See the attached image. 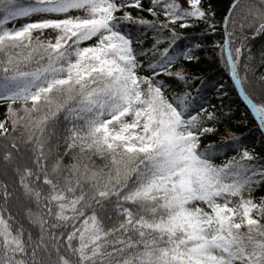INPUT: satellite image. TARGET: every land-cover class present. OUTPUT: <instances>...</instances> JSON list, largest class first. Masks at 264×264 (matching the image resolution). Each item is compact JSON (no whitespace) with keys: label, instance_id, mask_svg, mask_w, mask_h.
Masks as SVG:
<instances>
[{"label":"snow or ice","instance_id":"snow-or-ice-1","mask_svg":"<svg viewBox=\"0 0 264 264\" xmlns=\"http://www.w3.org/2000/svg\"><path fill=\"white\" fill-rule=\"evenodd\" d=\"M0 107V264H264V0H0Z\"/></svg>","mask_w":264,"mask_h":264},{"label":"trees","instance_id":"trees-1","mask_svg":"<svg viewBox=\"0 0 264 264\" xmlns=\"http://www.w3.org/2000/svg\"><path fill=\"white\" fill-rule=\"evenodd\" d=\"M199 71L204 74H209L215 76L216 79H223L225 83L228 82V77L224 73V70L222 67H219L216 63H214L211 60H205L204 63H202L199 67ZM252 90L255 92H258L260 90V85L257 83H254L252 86ZM231 100V103L229 102ZM218 103V102H217ZM224 105L225 111H227L229 108L235 109L238 105H240V112L243 111V106L240 104L237 95L235 93L230 94V98L226 97L224 99ZM2 107H0L1 109ZM240 112H236L235 116L238 119L240 116ZM219 132L226 133V130H233L238 133L242 132L247 137L249 135V129L251 128V125L249 124L247 127H245L243 124L236 123L235 120L229 121L227 123H221L219 126ZM257 148L259 149V144L257 143Z\"/></svg>","mask_w":264,"mask_h":264},{"label":"rangeland","instance_id":"rangeland-1","mask_svg":"<svg viewBox=\"0 0 264 264\" xmlns=\"http://www.w3.org/2000/svg\"><path fill=\"white\" fill-rule=\"evenodd\" d=\"M2 118H3V108L0 109V119H2ZM226 132H227V130H226Z\"/></svg>","mask_w":264,"mask_h":264}]
</instances>
